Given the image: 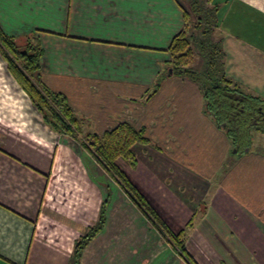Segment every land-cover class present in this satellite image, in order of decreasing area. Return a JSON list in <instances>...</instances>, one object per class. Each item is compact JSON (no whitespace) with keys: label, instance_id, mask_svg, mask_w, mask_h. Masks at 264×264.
Listing matches in <instances>:
<instances>
[{"label":"crops","instance_id":"crops-1","mask_svg":"<svg viewBox=\"0 0 264 264\" xmlns=\"http://www.w3.org/2000/svg\"><path fill=\"white\" fill-rule=\"evenodd\" d=\"M179 1L0 0V27L12 35L34 33L43 54L41 78L93 121L92 131L111 128L102 121L110 104L122 109L128 97L137 99L134 104L149 97L144 118L122 120L150 139L133 146L134 182L174 232L186 235L192 226L188 249L200 264H264V164L259 181L249 180L244 171L250 165L243 164L252 154L264 160V151L234 155L236 165L218 181L213 177L228 160L220 161L209 185H198L216 191L197 196L202 201L195 206L174 187V176L148 164L173 147L161 137L168 141L171 124L146 117L174 79L160 77L170 44L191 20ZM211 2L227 76L241 91L264 97V0ZM8 74L13 76L0 54V264H70L76 241L97 222L105 200L106 222L84 247L80 264H186L125 192L97 175L98 162L73 137L45 126L28 110V95L23 101L20 90L11 93Z\"/></svg>","mask_w":264,"mask_h":264},{"label":"trees","instance_id":"trees-1","mask_svg":"<svg viewBox=\"0 0 264 264\" xmlns=\"http://www.w3.org/2000/svg\"><path fill=\"white\" fill-rule=\"evenodd\" d=\"M189 2L194 15L189 16L188 8L182 6L186 16L194 18L193 25L188 24L174 37L169 47L172 58L165 64L168 67L164 69L160 80L170 75H179L206 84L204 95L208 102L207 111L215 116L218 123L225 122L226 127L237 129V145L240 147L239 141L245 140V134L253 128L252 121L264 110V97L241 91L227 76L223 38L216 32L217 7L212 4L204 8L203 0ZM0 54L9 72L28 93L43 122L55 132L68 134L79 142L98 164L111 173L165 241L175 246L186 264H192L189 258L193 257L188 252L184 232L176 233L171 229L119 163L122 160L131 168L137 165V154L133 146L137 142L150 141L145 130L128 122H119L115 128L102 134L84 128V124H88L87 118L74 109L63 92L53 90L41 78L43 54L39 44H36L35 36L12 35L0 27ZM198 57L202 66L196 64ZM159 84L158 81L157 86ZM106 203L107 200L102 204L97 222L76 241L70 264H80L84 247L104 227Z\"/></svg>","mask_w":264,"mask_h":264},{"label":"rangeland","instance_id":"rangeland-1","mask_svg":"<svg viewBox=\"0 0 264 264\" xmlns=\"http://www.w3.org/2000/svg\"><path fill=\"white\" fill-rule=\"evenodd\" d=\"M207 1L203 0L204 8H206V5H212L211 0L209 3ZM179 2H181L182 5L188 8L189 16H191V14L194 15V13L191 11L192 9L189 5V0H180ZM190 19L191 20L189 24L192 26V21L194 20V18ZM33 34L34 33H32L31 35ZM200 61L201 60H199L198 57L196 62L198 66L203 65L202 61ZM173 76L174 79H172L167 85V89L165 90V96L162 98V100H159L158 103L154 105V107H151L150 113L148 112L149 116L146 117V120L150 119L152 121L155 120L156 117L158 119L162 117L163 120L168 121V125L171 124V127L169 128L172 130V134L168 136V141L165 140L166 135L161 134V137L163 138L162 142L164 143V145L167 144V142H169L170 140L172 142L173 147L168 150L164 149L162 151L161 157H158L159 152L157 151V157H150L152 161H149L148 164L153 170L157 171V173L160 175L166 176L167 174H171L172 176H174V187L179 190V194H181L184 198H188L189 202L195 206L198 205L199 202L201 203L202 201L201 199L197 200V196H202L204 192L205 194H207V196H209L210 194L216 191V188L211 187L212 185H210V189L207 188L208 192H206V189L204 190L202 186L198 185H202V182L204 181L206 184L210 182L208 180L210 178H208V175L212 173L213 169L215 171L214 173H216L217 167L218 165H220V161L224 162V159L228 160L227 163H222V166L219 169L218 173L216 174V176L213 177L215 180L218 181L223 177L225 171L229 169V166L233 168L236 165L237 162L233 161L234 155H241V153L245 151L244 146H248V151L250 152L264 151V131L255 127L250 129L248 134H245V140L239 141V148L242 149H239L238 152L237 150L236 152H233L230 149L234 146V142L231 139V135L229 133L228 128L223 127L221 123H218V120L215 118V116L211 112L207 111L208 102L206 101V97L204 95L206 92V84H202L199 81L197 82L184 76ZM6 78H9L10 81H12L13 83V89L11 93L13 95L21 93L23 95L21 96L24 101V97H26L28 93L19 85L17 81H15V78L13 76H9L8 74V76L6 75ZM18 90H20L21 92L19 91V93ZM117 91L118 89H116L115 92ZM148 99L149 97H144V99L142 100L145 101L144 103L134 104L133 102H137V99L128 97V102L125 103L126 105L124 104L123 108L121 107L122 109H116V106H119L118 104H110L108 110L105 111L106 115L105 118H102V121H104V119H106V122L109 121L108 123L109 125H111L110 129H112L115 128L119 122H124L122 120L127 118V116L144 118V114H147L145 113V107L149 102ZM19 103L22 104L23 102L19 101ZM202 107H204V109H202ZM28 110L36 111V113L40 116L42 123H44L41 114L37 111L33 103L32 107L31 105L30 107L28 105ZM95 112H97V110H95ZM87 120L88 124H84V128H86L87 130H93V121L90 119ZM44 125L50 128V126H48L47 124L44 123ZM180 128H182L183 130H180ZM65 135L68 136V134ZM74 141L76 140L74 139ZM229 146L232 147L228 149ZM146 156L149 157L150 154L148 153ZM248 157L250 158H246L245 160H243L244 162H242L244 165L249 164L251 169H247V171H244V168L242 167V170L246 172V175H248L249 177L251 176V179L249 180L253 179L255 181H259L258 179H260V176L263 171L260 166L264 164V160L263 158L257 157L253 154ZM186 159L188 161H186ZM187 162L189 164L186 165ZM119 163L122 164V167L128 177L139 188V186L132 179V168L126 163H124L122 160H120ZM201 163L203 165H201ZM99 168V170H95L97 172L99 171V174L97 175L100 176V178L104 177L111 181L112 184H116L122 189V187L117 183V181L113 178L109 171L104 169L100 164ZM195 177H199L200 179L202 178L200 181L201 184H199L198 182L196 183ZM181 184H183V192L181 189H179ZM140 191L142 192L141 189ZM201 216V214L195 216L194 219L191 220V223H193V225H196L198 221H200ZM191 227L192 226H187L186 235L184 234V236L186 237L185 239L187 243V249L189 238L194 240V238L192 237V232H190ZM162 239L164 241V244L169 245L175 255H177L178 257L181 256L180 254H178V251L175 249V246H173V244H169L168 242H166L163 237ZM188 252L193 257H188L189 261H191L192 264H200L195 254L192 253V251H190L189 249ZM166 256L170 255L168 254Z\"/></svg>","mask_w":264,"mask_h":264},{"label":"flooded vegetation","instance_id":"flooded-vegetation-1","mask_svg":"<svg viewBox=\"0 0 264 264\" xmlns=\"http://www.w3.org/2000/svg\"><path fill=\"white\" fill-rule=\"evenodd\" d=\"M221 124H222L223 127H226V123L225 122H222ZM252 127H255L257 129H261V130L264 131V110L261 111V113H259V115L257 117H255L254 121H252ZM227 128L229 130V133L231 134V139L234 142L233 143L234 146L232 147V151L236 152V150H237V152H238L239 147L237 145V143H238L237 129L236 128L232 129V127H227ZM231 130H233L232 131L233 133L231 132ZM244 149L248 150L249 147L248 146H244Z\"/></svg>","mask_w":264,"mask_h":264}]
</instances>
